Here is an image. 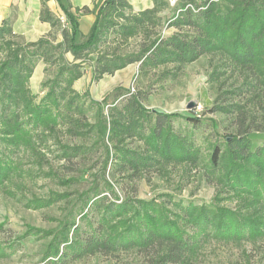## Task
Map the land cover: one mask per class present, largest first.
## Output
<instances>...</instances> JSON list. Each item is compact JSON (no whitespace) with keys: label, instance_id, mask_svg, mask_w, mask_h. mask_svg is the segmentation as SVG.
I'll return each instance as SVG.
<instances>
[{"label":"trees","instance_id":"obj_1","mask_svg":"<svg viewBox=\"0 0 264 264\" xmlns=\"http://www.w3.org/2000/svg\"><path fill=\"white\" fill-rule=\"evenodd\" d=\"M57 1L71 25L62 29L60 42L44 37L22 43L9 20L0 23V190L11 198L21 201L8 186L25 175L17 154L29 152L43 159L42 149L51 140L58 141V157L67 161L101 151L104 169L110 168L117 185L134 184L147 173L173 165L193 169L202 161L203 149L194 130L197 118L150 111L145 106L148 93L140 90H118V102L107 103L105 114L104 106L88 91L74 88L85 74L79 60L92 57L95 80L133 63L140 64L141 75L173 64V69L162 73L167 80L177 78L182 66L204 55H217L225 72L241 79L232 93L250 96L249 101L264 110V0H180L168 24L177 31L167 36L158 32L163 22L159 13L170 7L167 0H153V7L140 11L130 0H102L92 10L80 7L79 11L96 16L85 36L74 13ZM40 19L53 28L62 26L47 0H42ZM137 36L143 37L137 52L121 50ZM68 53L73 61L67 59ZM40 60L56 67L55 75L43 84L42 96L29 86ZM243 108L232 103L216 110L243 114ZM90 112H98L95 122ZM179 118L193 131L176 129L174 120ZM246 133L242 130L224 144L210 145L205 173L219 191L209 204L185 202L169 193L151 199L134 194L121 198L105 174L79 195L58 229L28 226L25 237L51 238L44 255L51 264L131 251L146 252V264H203L212 242L264 240V144L255 145ZM61 135L84 140L96 136L97 141L72 145L62 142ZM37 175L55 177L42 169ZM69 196L52 192L24 205L42 209ZM227 201H236V207L227 206ZM15 250L12 244L0 245V258L11 257Z\"/></svg>","mask_w":264,"mask_h":264},{"label":"rangeland","instance_id":"obj_2","mask_svg":"<svg viewBox=\"0 0 264 264\" xmlns=\"http://www.w3.org/2000/svg\"><path fill=\"white\" fill-rule=\"evenodd\" d=\"M101 1L92 0L89 8L94 9ZM167 1L170 7L159 13L163 22L158 32L164 36L177 31L168 24L180 0ZM204 1L197 0L198 3ZM62 2L74 13L78 22L82 23L83 30L80 33L83 36L87 35L89 19H85L84 16L93 13L86 14L79 11V8L89 0H62ZM139 2L140 0L134 1V10L139 8ZM147 4L153 7V0H148ZM142 5L140 3L141 7ZM47 6L61 19L62 26L53 28L49 23L41 21L42 0H0V23L3 20H9L17 35L16 40L22 43L37 41L44 37L54 40L55 43L60 42L63 40L62 29L69 28L71 25L56 0H47ZM142 41L143 37L137 36L130 39L127 44L121 45L120 48L124 52H137ZM66 57L69 61H73L71 54L68 53ZM79 62L84 63L85 74L74 84V88L81 93L88 91L94 101L104 106L105 114L108 112V106L118 102L116 101L118 90L123 93L140 90L148 93L145 106L150 111L197 118L198 127L193 129L197 144L203 149L202 161L193 169L187 165H173L162 172L147 173L135 180L134 184L117 185L109 174L110 168L108 167L106 171L104 169L105 156L101 151L85 159L67 161L58 157V141L51 140L42 149L45 153L43 159L39 160L29 152H20L16 157L19 158V164L25 175L17 178L15 184H9L8 188L13 190L21 201L11 198L0 190V225L3 226L0 230V245L12 244L16 250L11 257L0 258V264H51L44 256L51 238H40L34 235L25 237L28 226L43 230L58 229L60 222L76 203L79 195L91 188L105 174L107 180L116 187L121 198L134 194L141 199H151L159 194L169 193L185 202L209 204L219 191V187L214 182H210L205 173L204 165L208 161L210 145L216 141L224 144L226 140L239 136L242 130L247 131L245 135L251 138L255 145L264 144V110L249 101L250 96L232 93L241 83V79L225 72L220 56L204 55L197 61L182 66L177 78L167 80L163 79L162 73L164 70L173 69L175 67L173 64L141 75L140 64L133 63L113 75H106L100 80H95L92 57ZM55 72V66L40 60L29 83L33 93L42 96L43 84L52 78ZM232 103L245 106L243 114L238 111L225 113L216 110L217 106ZM98 112L88 114L92 122L97 120ZM174 126L176 129L185 128V130L193 131L192 125L183 118L175 119ZM60 140L72 145H93L97 137L92 136L84 140L61 135ZM40 169L45 172L51 171L55 177L37 175ZM67 180L74 181L69 184L61 183ZM52 192L68 193L70 196L47 208L25 207L24 204L28 200L45 199ZM225 204L232 208L237 205L236 201H227ZM22 237L25 238L20 239ZM146 263V252L131 251L115 255L97 254L67 264ZM203 264H264V240L241 244L212 242L204 252Z\"/></svg>","mask_w":264,"mask_h":264},{"label":"crops","instance_id":"obj_3","mask_svg":"<svg viewBox=\"0 0 264 264\" xmlns=\"http://www.w3.org/2000/svg\"><path fill=\"white\" fill-rule=\"evenodd\" d=\"M57 1V0H56ZM135 1V0H134ZM134 1L133 0H130V2H131V4L132 5H135L134 4ZM147 1L148 0H140V2H139V8L138 9H135V11H140V10H143V9H147V8H150L151 7V4H147ZM58 2V1H57ZM91 2H92V0H89V2L88 3H84V4H82V6H88V7H91ZM140 3H142L143 5H142V7L140 6ZM58 4H59V2H58ZM61 7V6H60ZM62 9V8H61ZM63 11V10H62ZM84 18L85 19H89V24H87L88 25V32L90 31V29H91V27H92V25H93V23H94V21H95V19H96V16H95V14H88V15H86V16H84ZM87 20H85V21H87ZM82 23H80L79 22V31H81V30H83L82 29Z\"/></svg>","mask_w":264,"mask_h":264},{"label":"built area","instance_id":"obj_4","mask_svg":"<svg viewBox=\"0 0 264 264\" xmlns=\"http://www.w3.org/2000/svg\"><path fill=\"white\" fill-rule=\"evenodd\" d=\"M62 21H63V22L65 21L64 18H62Z\"/></svg>","mask_w":264,"mask_h":264},{"label":"water","instance_id":"obj_5","mask_svg":"<svg viewBox=\"0 0 264 264\" xmlns=\"http://www.w3.org/2000/svg\"><path fill=\"white\" fill-rule=\"evenodd\" d=\"M192 106H194V105L192 104Z\"/></svg>","mask_w":264,"mask_h":264}]
</instances>
